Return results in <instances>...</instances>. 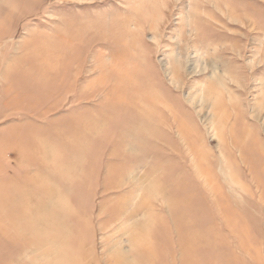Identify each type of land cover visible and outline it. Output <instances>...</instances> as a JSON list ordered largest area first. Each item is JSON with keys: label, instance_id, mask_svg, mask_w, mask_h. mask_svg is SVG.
Segmentation results:
<instances>
[{"label": "rangeland", "instance_id": "rangeland-1", "mask_svg": "<svg viewBox=\"0 0 264 264\" xmlns=\"http://www.w3.org/2000/svg\"><path fill=\"white\" fill-rule=\"evenodd\" d=\"M0 264H264V0H0Z\"/></svg>", "mask_w": 264, "mask_h": 264}, {"label": "bare ground", "instance_id": "bare-ground-1", "mask_svg": "<svg viewBox=\"0 0 264 264\" xmlns=\"http://www.w3.org/2000/svg\"><path fill=\"white\" fill-rule=\"evenodd\" d=\"M207 91H212V88L211 87H209V88H207ZM229 94H231L230 93V90H229ZM241 94V93H240ZM232 96V95H231ZM258 116V115H257Z\"/></svg>", "mask_w": 264, "mask_h": 264}]
</instances>
